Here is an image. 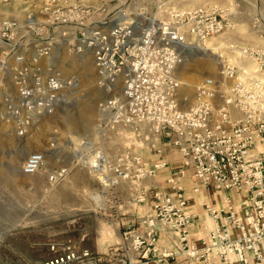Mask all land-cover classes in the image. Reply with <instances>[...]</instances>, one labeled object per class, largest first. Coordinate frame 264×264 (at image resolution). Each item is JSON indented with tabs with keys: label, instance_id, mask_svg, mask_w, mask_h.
<instances>
[{
	"label": "built area",
	"instance_id": "built-area-1",
	"mask_svg": "<svg viewBox=\"0 0 264 264\" xmlns=\"http://www.w3.org/2000/svg\"><path fill=\"white\" fill-rule=\"evenodd\" d=\"M15 25L3 21L2 35L12 34ZM76 25H80L77 52L94 53L104 80L100 85L121 77L120 96L99 104L102 120L132 126L146 142L160 137L162 147L177 148L184 165L193 169L194 191L214 186L223 192L224 203L203 202L212 222L200 244L195 242L190 226L197 214L186 209L188 200L178 177L182 170L168 179L170 190L154 189V210L144 215L142 230L132 227L123 232L124 246L99 253L72 238L55 239L48 244L50 256L40 264H150L174 258V251L159 247L160 230L176 236L189 264H264V46L220 49L216 75L205 76L196 85L194 103L186 106L177 69L184 54L232 26L217 8H174L163 19L123 8L104 20ZM58 75L40 85V96L24 90L32 116L53 110L59 92L70 83ZM29 121H21L23 129ZM135 159L133 173L122 167L119 174L135 178L138 188L165 167L164 162L150 167L140 153ZM44 162L42 152H33L22 171L33 175ZM140 189L138 200L145 201L148 183ZM233 191L248 193L243 208L238 209Z\"/></svg>",
	"mask_w": 264,
	"mask_h": 264
},
{
	"label": "rangeland",
	"instance_id": "rangeland-1",
	"mask_svg": "<svg viewBox=\"0 0 264 264\" xmlns=\"http://www.w3.org/2000/svg\"><path fill=\"white\" fill-rule=\"evenodd\" d=\"M199 5L217 8L232 26L184 54L177 75L188 61L197 65L201 51L214 62L198 73L195 85L216 75L219 51L264 46V0H0V24H16L9 36L0 30V264H40L55 239L72 238L99 253L124 246L127 229L119 212L127 202L145 201L132 196H140L138 181L119 170L133 173L146 141L132 126L102 120L99 104L120 96L121 77L100 85L94 53L77 52L76 24L123 8L163 19L174 8ZM54 73L70 83L51 112L32 116L24 90L40 96V85ZM195 90L188 97L180 90L186 106L194 103ZM22 120H30L24 129ZM37 151L44 166L24 174V162Z\"/></svg>",
	"mask_w": 264,
	"mask_h": 264
},
{
	"label": "crops",
	"instance_id": "crops-1",
	"mask_svg": "<svg viewBox=\"0 0 264 264\" xmlns=\"http://www.w3.org/2000/svg\"><path fill=\"white\" fill-rule=\"evenodd\" d=\"M163 142L162 138L152 136L148 142H145L140 146L139 153L142 156V159L147 162L150 167L161 162L165 163V167L158 169L155 176L148 178L149 190L146 192V200L144 203L141 204L137 201L130 202V204L127 202L125 204L127 207L122 208L121 212H119L120 225L122 226V229L137 227L142 230L144 228V215L154 210V189L163 188L165 190H170L168 179L183 170L184 172L178 177L179 181L184 186L185 195L188 200L186 209L189 212L197 214V218L190 226L191 238L200 244L206 226L212 222V219L209 217L203 206V202H209L214 206H222L224 203L223 192L214 186L200 192H195L194 187L196 181L193 169L184 165L183 158L177 148L173 146H167L164 148L162 147ZM158 149L161 150L159 151ZM143 184L144 183L141 184L140 188ZM232 197L234 198L238 209L243 208L249 200L248 193L245 191L241 193L233 191ZM157 243L161 249L167 248L168 250L174 251L177 255L174 258L157 260L150 264H189V259L180 252L174 234H168L163 230L158 231Z\"/></svg>",
	"mask_w": 264,
	"mask_h": 264
},
{
	"label": "bare ground",
	"instance_id": "bare-ground-1",
	"mask_svg": "<svg viewBox=\"0 0 264 264\" xmlns=\"http://www.w3.org/2000/svg\"><path fill=\"white\" fill-rule=\"evenodd\" d=\"M200 54H201V57H199L200 60L196 63L197 65H195V63L193 62L188 61L187 63L184 64V66H182V68L180 69V72L177 75L178 78H180V80L182 81L181 92L183 95H186L187 97L189 96L191 91L193 92V90H195V87H196L195 81L198 77V73L203 69H211L214 65V62L209 58L208 55H206L204 51H201ZM178 69H177V72H178ZM119 138L121 137L119 136ZM132 196L139 197L137 192L132 193Z\"/></svg>",
	"mask_w": 264,
	"mask_h": 264
}]
</instances>
